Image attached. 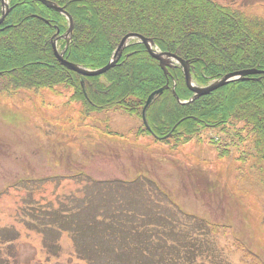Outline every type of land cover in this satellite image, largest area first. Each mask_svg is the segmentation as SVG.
<instances>
[{"label":"rangeland","instance_id":"374dc122","mask_svg":"<svg viewBox=\"0 0 264 264\" xmlns=\"http://www.w3.org/2000/svg\"><path fill=\"white\" fill-rule=\"evenodd\" d=\"M212 1L264 16V0ZM9 86L0 79V264H264V172L212 145L217 128L184 144L183 127L152 122L170 88L146 126V104L96 110L71 87ZM187 89L180 105L203 98L182 104Z\"/></svg>","mask_w":264,"mask_h":264},{"label":"trees","instance_id":"16d2710c","mask_svg":"<svg viewBox=\"0 0 264 264\" xmlns=\"http://www.w3.org/2000/svg\"><path fill=\"white\" fill-rule=\"evenodd\" d=\"M49 1L73 19L69 46L64 38L68 31L64 15L36 0H9L11 11L0 26V79L8 81V89L63 85L74 88L75 96L81 95L88 108L97 110L125 105L142 108L151 94L169 82L165 98L150 108L157 119L152 122L161 126L163 118L183 127L188 136L184 144L200 136L202 128H217L220 135L212 138V145L217 140L232 146L239 156L252 157L264 172V75L180 105L174 84L177 95L184 99L192 95L181 68L170 69L166 76L137 40L114 69L98 78H84L66 69L53 49L57 40L60 51L68 46V62L97 70L109 64L124 37L139 34L153 39L162 52L190 61L195 82L205 85L239 71L264 72V16L249 17L212 0ZM2 9L0 0V17ZM171 236L168 231L165 238L172 240Z\"/></svg>","mask_w":264,"mask_h":264},{"label":"water","instance_id":"95a60500","mask_svg":"<svg viewBox=\"0 0 264 264\" xmlns=\"http://www.w3.org/2000/svg\"><path fill=\"white\" fill-rule=\"evenodd\" d=\"M37 1L42 3L43 5H45L49 9H52L56 12H59V13L65 15L67 17V19L69 20V29H68L64 38L69 43L71 41L73 30H74V22H73L72 17L64 9L60 8L55 3L49 2L47 0H37ZM2 7H3V9H2V16L0 18V26H2L4 24L7 16L9 15V13L11 11V8H9V6H8V0H2ZM133 40H137V41H139L145 45L146 49L148 50V52L152 56V58H154L155 60H157L160 63V67L165 72L166 76L169 75V68H174L176 66H180L182 68L183 73H184V77H185V81H186V85L189 88V90L191 92H193V94H194L193 98L189 102L182 103V104H190V103L194 102L195 100H197L198 98L208 96V95L212 94L213 92H216L219 89H221L225 86H228L231 83L245 82V81L249 80V78L252 76L264 75V72L259 71L258 69H249V70H245V71L227 74L223 78L213 82L212 84H210L207 87H199L193 79L190 61H184L183 59H181L176 54L159 52L156 48L155 42L152 39H148V38H146L142 35H138V34H130V35L124 37L123 40L121 41V43L118 45V47H117V49H116V51L112 57V60L109 62V64L107 66L101 68V69H98V70H90V69H87L81 65L73 64V63L66 61L65 60V52H66L68 46L66 47V50L63 53H60L58 51V48H57V42H54L53 43V49H54V53H55V56H56L58 62L62 66L66 67L68 70L73 71V72H75V73H77L83 77L94 78V77L103 76L106 73H108L109 71H111L112 69H114L117 66V64L120 62V60L122 59L125 50L129 47L130 43ZM169 88L170 87H169V83H168L164 88L156 91L155 93H153L148 98V100L146 102V106L143 110V121H144L146 126L148 125L147 124V118H146V114H147L148 109L151 107V105L153 104L155 99L157 97L161 96L164 93V91L169 89ZM174 96L181 103V101L178 98L175 90H174Z\"/></svg>","mask_w":264,"mask_h":264}]
</instances>
